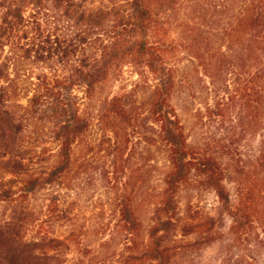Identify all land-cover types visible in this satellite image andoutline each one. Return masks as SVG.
Segmentation results:
<instances>
[{
  "label": "trees",
  "instance_id": "trees-1",
  "mask_svg": "<svg viewBox=\"0 0 264 264\" xmlns=\"http://www.w3.org/2000/svg\"><path fill=\"white\" fill-rule=\"evenodd\" d=\"M239 1L242 11L230 22L239 40H231L220 54L231 51L229 57L239 61L254 60L256 104L264 116V0ZM181 2L0 0V264H70L63 250L73 244L77 229L68 225L70 230L58 236L56 224L61 226L66 217L56 189L74 169L77 149L94 121L106 128L111 119L133 122L120 96L106 99L97 115H86L76 90L82 87L91 100L112 69L124 62L145 67L154 78L148 119L169 169L149 227L131 197L121 199L117 221L108 230L102 222L87 227L93 238L109 232L86 251L88 264H203L190 256L193 243L180 238L189 225L181 215L180 191L192 180L217 195L238 232L249 230L253 213L232 207L222 163L191 146L173 102L176 71L169 56L175 47L165 23L177 20L173 14ZM105 37L107 41L101 39ZM29 64L57 65L66 73L28 81L23 72ZM26 85L31 87L26 104L12 105L13 95ZM259 155L264 167V140ZM44 191L48 195L41 198ZM254 218L262 224L257 243L264 248V213L255 211ZM77 244L84 246L83 241ZM256 259L254 253L239 254L220 264H254Z\"/></svg>",
  "mask_w": 264,
  "mask_h": 264
},
{
  "label": "rangeland",
  "instance_id": "rangeland-1",
  "mask_svg": "<svg viewBox=\"0 0 264 264\" xmlns=\"http://www.w3.org/2000/svg\"><path fill=\"white\" fill-rule=\"evenodd\" d=\"M241 11L239 0H182L173 14L178 15L177 20L173 17L165 23L175 47L169 56L176 71L173 102L189 142L222 163L232 207L253 213L249 230L245 227L238 232L213 191L194 180L182 187L181 215L189 225L181 230L180 238L193 243L190 256L200 257L203 264H220L232 255L251 253L257 255L254 264H264V248L257 243L262 224L254 218L255 211L264 213V167L258 161L264 116L256 104V69L254 60L239 61L229 57L231 51L220 54L227 52L231 40H239L236 32L232 33L235 23L230 24ZM101 39L107 41V37ZM24 69L28 81L38 75L55 78L66 73L52 64H29ZM153 85L154 78L145 67L124 62L112 69L91 100L86 99L82 87L76 90L86 115H97L106 99L120 96L133 122L111 119L106 128L94 121L77 149L74 169L56 189L66 217L62 227L56 224L58 236L70 230L68 225L77 229L73 244L63 250L70 264L77 260L88 264L90 254L86 251L97 247L109 232L93 238L87 227L102 222L108 230L117 221L116 210L124 197H131L142 210L146 228L153 223L152 209L169 169L156 127L148 119ZM26 87L18 94L21 97L13 95L12 105L26 104L25 96L31 92V87ZM46 194L44 191L40 197Z\"/></svg>",
  "mask_w": 264,
  "mask_h": 264
}]
</instances>
